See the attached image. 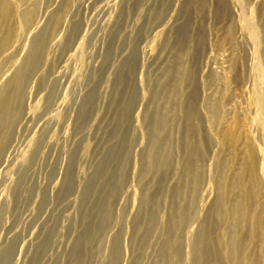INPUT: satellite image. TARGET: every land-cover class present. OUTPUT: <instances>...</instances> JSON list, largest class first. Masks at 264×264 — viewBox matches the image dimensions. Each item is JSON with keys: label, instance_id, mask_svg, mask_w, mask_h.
I'll use <instances>...</instances> for the list:
<instances>
[{"label": "rangeland", "instance_id": "1", "mask_svg": "<svg viewBox=\"0 0 264 264\" xmlns=\"http://www.w3.org/2000/svg\"><path fill=\"white\" fill-rule=\"evenodd\" d=\"M61 1L48 0L47 12L42 13V19H48L43 35ZM188 1L75 0L64 15L53 34L64 48L52 44L45 62L39 59L25 76L24 107L10 126L11 137L0 143V213L8 205L0 221V264H97L105 234L97 225L102 206L107 204L114 214L120 208L121 194H128L137 180L135 167H142L147 150L142 141L148 140L151 131L149 111L172 109L174 104L161 80L180 51L177 30L181 26L186 24L191 41L186 59L195 65V81L183 88V96L195 87L201 108L205 98L218 96L219 81L209 80L207 74H221L229 91L222 100L219 129L235 116L230 111L240 103L237 96L242 89L233 81L236 67L230 68L237 41L227 35L231 24L238 28L246 22L256 24L246 7L257 0H229L228 14L221 0H206L200 15L193 13ZM252 42L247 57L256 67L262 46ZM249 74L255 78L252 70ZM207 118L201 108L194 120L204 142L205 163L226 155V148L218 149L212 141ZM246 123L243 119L244 127ZM180 124L172 119L167 131L169 146L177 150H172L176 164L187 158V147L179 143ZM132 131L139 137L132 145L134 152L139 149L137 158L128 148ZM235 148L240 152V142ZM16 164L24 166L21 173L8 169ZM171 171L157 170L143 179L153 184L161 179L158 200L163 187L172 183ZM114 184L120 192L110 194ZM146 229V217L139 228L132 229L128 261L147 242ZM58 231L61 234L55 236ZM154 258L150 252L140 264H151Z\"/></svg>", "mask_w": 264, "mask_h": 264}, {"label": "bare ground", "instance_id": "2", "mask_svg": "<svg viewBox=\"0 0 264 264\" xmlns=\"http://www.w3.org/2000/svg\"><path fill=\"white\" fill-rule=\"evenodd\" d=\"M205 1L189 0L188 4L193 13L200 15ZM11 2L0 0L1 144L8 140L10 126L16 120L19 109L24 107L23 79L41 62L39 59L45 62L44 55L52 44L57 43L53 34L75 0L61 1L52 15L46 35L42 31L48 25V19L44 21L42 13L47 12L48 0ZM221 2L228 14L229 0ZM252 5L246 7V12L256 24L246 22L242 28L231 24L227 35L237 41L230 57V68L236 67L233 81L236 80L242 89L237 96L240 103H235L230 111L235 116L219 129L224 111L222 100L229 91V83L221 74H207L209 80L216 78L219 81L218 96L205 98L201 107L208 115L207 124L213 135L212 141L218 149L226 148L225 157H215L205 163L204 142L194 122L201 110L196 102V88L192 87L190 93L183 96V88L192 86L195 81V65L189 58L186 59L191 41L185 24L176 32L180 51L172 57V64L161 80L162 87L167 90L168 98L173 99L174 104L172 109L153 107L149 111L151 131L148 140L144 138L142 141V144H147V150L142 167H135L137 180L128 194H121L120 208L114 214L107 204L102 206L97 225L104 229L105 234L98 248L97 264H140L150 252L155 257L151 264H264V0H257ZM252 41L262 46L261 59L256 67L250 64L247 57ZM56 45L64 48L61 43ZM251 70L255 78H250ZM82 78L81 75L76 84ZM151 96L156 95L151 93ZM240 104L244 107L241 108ZM172 119L181 121L179 143L187 147V158L182 164H176L172 153L174 147L168 143L167 131ZM243 119L247 121L246 127ZM136 137L133 131L130 132L129 150L135 139L139 138ZM237 142L241 145L238 153V148H235ZM131 153L137 158L139 149L134 152L132 148ZM23 167L16 164L8 169L12 173L20 169L21 173ZM169 168L172 169V183L169 187H163L158 200L156 193L162 188L161 179L154 184L143 179L150 172H164ZM117 171L121 172L122 166ZM119 192L120 186L114 184L110 194ZM181 197L184 199L183 204L180 202ZM206 200L209 202L205 205ZM7 209L8 205H3L0 221ZM144 217L147 221V242L140 254L128 261L131 231L140 227ZM110 222L112 225L109 226ZM60 234L61 231H58L55 236Z\"/></svg>", "mask_w": 264, "mask_h": 264}]
</instances>
